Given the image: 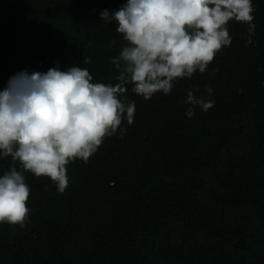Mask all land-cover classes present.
<instances>
[{
	"label": "trees",
	"instance_id": "1",
	"mask_svg": "<svg viewBox=\"0 0 264 264\" xmlns=\"http://www.w3.org/2000/svg\"><path fill=\"white\" fill-rule=\"evenodd\" d=\"M124 2L0 0V91L18 72L72 64L117 83L126 42L100 13ZM252 3L253 43L231 21V45L170 94L126 85L134 122L70 163L63 193L25 173L28 220L0 223V264H264V0ZM189 89L214 106L188 118ZM12 166L0 159V175Z\"/></svg>",
	"mask_w": 264,
	"mask_h": 264
},
{
	"label": "clouds",
	"instance_id": "2",
	"mask_svg": "<svg viewBox=\"0 0 264 264\" xmlns=\"http://www.w3.org/2000/svg\"><path fill=\"white\" fill-rule=\"evenodd\" d=\"M254 12L252 0H125L119 9L100 13L104 22H115L126 42L111 61L117 83H94L87 68L73 64L11 77L0 91V159L13 162L0 175V223L25 226L31 194L25 173L48 178L63 193L70 163L87 162L118 130L123 137L122 123L131 125L135 116L126 85L146 100L158 92L170 94L177 80L204 73L231 45V21L247 24L246 44L253 43ZM84 63L91 60L84 58ZM212 91L205 89L208 96ZM185 103L188 118L197 107L207 111L214 106L193 89Z\"/></svg>",
	"mask_w": 264,
	"mask_h": 264
}]
</instances>
